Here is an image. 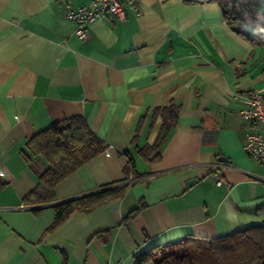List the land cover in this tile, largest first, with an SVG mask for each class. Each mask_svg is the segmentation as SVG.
I'll return each instance as SVG.
<instances>
[{
	"label": "crops",
	"instance_id": "1",
	"mask_svg": "<svg viewBox=\"0 0 264 264\" xmlns=\"http://www.w3.org/2000/svg\"><path fill=\"white\" fill-rule=\"evenodd\" d=\"M135 1L141 14L124 4L125 21L97 20L80 39L65 6L90 0H0V264H135L158 245L264 222V165L244 149L233 99L264 91V44L240 35L215 1ZM256 2L244 27L255 34ZM71 116L107 148L59 182L52 202L26 206L47 167L26 160L27 142ZM92 193L107 197L49 229L55 204Z\"/></svg>",
	"mask_w": 264,
	"mask_h": 264
},
{
	"label": "trees",
	"instance_id": "2",
	"mask_svg": "<svg viewBox=\"0 0 264 264\" xmlns=\"http://www.w3.org/2000/svg\"><path fill=\"white\" fill-rule=\"evenodd\" d=\"M187 3L203 1L217 2L226 21L252 43L264 44V31H246L245 15L257 4L256 0H184ZM167 127L177 120L175 106L163 110ZM107 148L105 141L90 128L83 116H71L53 123L35 134L24 150L26 160L41 158L47 167L37 169L38 183L28 192L23 202L26 206H41L55 199V188L64 178L80 166L93 159ZM148 151V150H147ZM6 182L0 177V190ZM107 197L103 193H92L72 197L54 205L55 221L49 229L58 226L74 211H89L99 200ZM139 205L126 219L139 212ZM36 208L35 211H39ZM152 261L154 264H264V222L244 230L215 239L184 238L181 241L155 246L135 255V264Z\"/></svg>",
	"mask_w": 264,
	"mask_h": 264
},
{
	"label": "built area",
	"instance_id": "3",
	"mask_svg": "<svg viewBox=\"0 0 264 264\" xmlns=\"http://www.w3.org/2000/svg\"><path fill=\"white\" fill-rule=\"evenodd\" d=\"M124 4H128L137 14H141L135 0H90L89 3L74 8L67 2L65 13L69 20L75 24L74 33L80 39H87L92 23L100 19L109 21H125L126 11ZM233 99L241 103L240 115L247 123L246 142L244 149L247 154L264 165V91L260 89L248 92H235ZM221 164H213L211 172L219 176L218 168ZM264 181V178H262ZM222 178L218 179L221 184Z\"/></svg>",
	"mask_w": 264,
	"mask_h": 264
}]
</instances>
